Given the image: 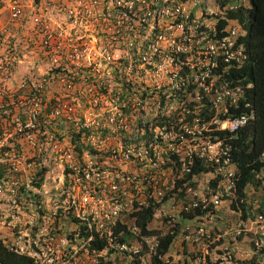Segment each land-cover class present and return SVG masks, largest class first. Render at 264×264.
<instances>
[{
    "label": "built area",
    "instance_id": "obj_1",
    "mask_svg": "<svg viewBox=\"0 0 264 264\" xmlns=\"http://www.w3.org/2000/svg\"><path fill=\"white\" fill-rule=\"evenodd\" d=\"M38 1L0 0L1 243L32 264H169L177 215L219 241L205 219L236 197L228 141L254 117L227 77L249 0ZM22 19L18 47L2 34Z\"/></svg>",
    "mask_w": 264,
    "mask_h": 264
},
{
    "label": "trees",
    "instance_id": "obj_2",
    "mask_svg": "<svg viewBox=\"0 0 264 264\" xmlns=\"http://www.w3.org/2000/svg\"><path fill=\"white\" fill-rule=\"evenodd\" d=\"M36 2L38 4L39 1L36 0ZM60 3L61 0H47L43 4L53 5L55 9H58L61 6ZM229 16L237 17L241 23L246 25V33L241 36L240 41L245 46L247 60L240 68H230L227 77L238 80V83L244 86L245 100L242 101L249 102L254 109V117L251 121L241 127L228 141L231 146L230 154L236 165V200L232 203V207L240 209L241 216L245 219L248 210L246 187L251 185L257 188L261 185L262 180L259 174L264 167V0H250L249 8L230 11ZM24 21L22 19L15 25L21 23L20 26L23 27ZM15 25L8 24L2 36L6 37L10 44L14 43L19 47L24 45L26 39L31 40L29 32L32 30L22 31L19 29L18 32L19 27L14 28ZM248 83H250V87L247 88ZM154 207V204H149V208H145L137 214L142 233L146 231L144 225ZM195 212L198 213L199 209L196 208L187 216L191 218ZM258 212L264 216V193L260 198ZM119 228L121 227L119 226L117 231ZM178 233L179 229L175 226L171 231L159 235L156 254L164 255ZM93 236L90 247H103L104 241L100 239L98 233L94 232ZM0 264H32V261L28 256L8 250L0 241ZM154 264H164V262L155 256Z\"/></svg>",
    "mask_w": 264,
    "mask_h": 264
},
{
    "label": "rangeland",
    "instance_id": "obj_3",
    "mask_svg": "<svg viewBox=\"0 0 264 264\" xmlns=\"http://www.w3.org/2000/svg\"><path fill=\"white\" fill-rule=\"evenodd\" d=\"M24 4H26L24 2ZM15 25L24 31L20 26ZM23 33V32H22ZM261 185L259 187L249 186L246 191L247 218L241 216L240 209L235 210L225 201L223 208L213 218L207 217L206 230L211 236L221 234L219 241L205 243L197 235L193 226L185 229L189 222L188 218L177 215L175 219L183 227L175 238V243L170 250L173 262L177 264H213L218 261L222 254V246H227L232 259L227 264H264V219L258 220V206L260 198L264 193V172L260 174ZM179 220V221H178Z\"/></svg>",
    "mask_w": 264,
    "mask_h": 264
},
{
    "label": "clouds",
    "instance_id": "obj_4",
    "mask_svg": "<svg viewBox=\"0 0 264 264\" xmlns=\"http://www.w3.org/2000/svg\"><path fill=\"white\" fill-rule=\"evenodd\" d=\"M250 7V0H249V6L248 7H245V8H241V9H247V8H249ZM242 25H243V27H244V29H245V33H246V25H245V23H242ZM244 33V34H245ZM244 34L242 35V36H244ZM241 38V37H240ZM244 45V44H243ZM244 48H245V46H244ZM246 51V50H245ZM246 55H247V53H246ZM246 60H247V58H246ZM245 60V61H246ZM245 63V62H244ZM244 63H242L241 65H240V67L244 64ZM240 67H238V68H240ZM237 69V68H236ZM237 82H238V80H237ZM248 84H250V83H248ZM247 84V85H248ZM247 85H246V87H247ZM243 86V85H242ZM250 87V86H249ZM243 88H244V86H243ZM248 88V87H247ZM242 100H245V96H244V98L243 99H241V101ZM242 102H244V101H242ZM259 177H260V175H259ZM249 186H251V185H248L247 187H249ZM247 187H246V191H247ZM236 193V192H235ZM246 196H247V194H246ZM236 200V197H235V199L234 200H232V201H230V200H228L229 201V205L232 207V203L234 202ZM223 203H225V202H223ZM223 206H224V204H222L221 205V207H220V209L218 210V213L220 212V210L223 208ZM233 208V207H232ZM233 209H235V210H239L237 207L236 208H233ZM217 213V214H218ZM259 214H260V212H258ZM231 259H232V255H231ZM215 263H217V264H220L219 263V260L218 261H216V262H214L213 264H215ZM169 264H177L176 262H170Z\"/></svg>",
    "mask_w": 264,
    "mask_h": 264
},
{
    "label": "crops",
    "instance_id": "obj_5",
    "mask_svg": "<svg viewBox=\"0 0 264 264\" xmlns=\"http://www.w3.org/2000/svg\"><path fill=\"white\" fill-rule=\"evenodd\" d=\"M6 15H7V13H6V12H5V13H3V18H2V20L0 21V24H1V23H3V22H4V20H6V17H7Z\"/></svg>",
    "mask_w": 264,
    "mask_h": 264
}]
</instances>
